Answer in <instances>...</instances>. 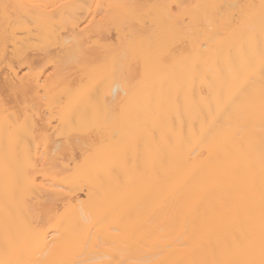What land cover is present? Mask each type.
<instances>
[{"label":"bare ground","instance_id":"6f19581e","mask_svg":"<svg viewBox=\"0 0 264 264\" xmlns=\"http://www.w3.org/2000/svg\"><path fill=\"white\" fill-rule=\"evenodd\" d=\"M0 264H264V0H0Z\"/></svg>","mask_w":264,"mask_h":264}]
</instances>
